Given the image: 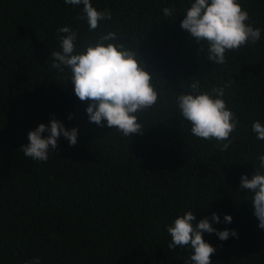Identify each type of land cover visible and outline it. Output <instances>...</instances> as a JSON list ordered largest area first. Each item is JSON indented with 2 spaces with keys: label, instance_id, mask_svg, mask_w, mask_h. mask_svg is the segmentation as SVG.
Segmentation results:
<instances>
[{
  "label": "trees",
  "instance_id": "1",
  "mask_svg": "<svg viewBox=\"0 0 264 264\" xmlns=\"http://www.w3.org/2000/svg\"><path fill=\"white\" fill-rule=\"evenodd\" d=\"M91 2L112 14L96 31L78 19L83 5L0 0V264H185L193 250L168 248L167 227L187 211L194 224L207 218L238 233L226 241L203 234L216 249L212 264H264L253 193L240 188L264 155V140L252 132L255 121L264 124V0H238L261 38L227 52L223 65L181 28L192 0ZM63 26L77 32V53L108 31L137 51L159 93L158 104L138 114L142 133L125 137L106 121L90 122L70 70L66 79L50 67ZM194 80L207 91L231 81L223 99L239 123L226 152L193 136L177 109L175 98L191 94ZM53 118L78 129L76 145L61 135L47 162L25 157L29 131Z\"/></svg>",
  "mask_w": 264,
  "mask_h": 264
},
{
  "label": "clouds",
  "instance_id": "2",
  "mask_svg": "<svg viewBox=\"0 0 264 264\" xmlns=\"http://www.w3.org/2000/svg\"><path fill=\"white\" fill-rule=\"evenodd\" d=\"M65 3L83 5L78 19H86L89 31H96L101 21L112 19L109 10L98 11L91 0H65ZM162 11L165 16H171L174 9L163 8ZM249 20V13L238 0H192L181 28L195 41L206 42L207 58L214 64L223 65L227 62V52H235L260 40L261 29L246 23ZM58 32L61 34V50L52 52L50 67L66 79L69 74L65 69L70 70L75 96L88 103L86 112L90 122L103 127L106 121L109 128L116 129L125 137L142 133L144 127L138 114L157 105L159 93L152 82L153 73L137 58V51L119 42L117 32L108 31L99 35L95 43L88 42L85 50L77 53V32L68 26L59 28ZM230 83L207 91L201 90L199 80H194L191 94H180L175 98L179 113L191 124V134L200 139L217 141V148L222 152L229 149L234 139L231 134L239 123L238 116L223 99ZM46 131L49 135L44 138L42 134ZM252 132L258 140H264V124L260 121L253 123ZM61 135L70 146L78 142L77 128L69 131L61 121L53 118L50 126L42 123L29 131V143L20 151L36 162H47L50 150L56 149ZM257 159L256 173L251 179L242 175L240 188L253 193L254 215L259 220V227L264 229V173L260 171L264 169V155ZM232 219L230 215L224 217L227 223H231ZM195 220V214L187 211L167 227L171 237L168 248L188 246L193 250L185 264H212L211 256L216 249L204 240L203 234L215 233L221 241H226L230 236L238 238V233L235 230H217L207 218L201 219L198 224L193 223ZM212 220L219 223L220 217L213 213ZM29 264H40V259L36 258Z\"/></svg>",
  "mask_w": 264,
  "mask_h": 264
}]
</instances>
